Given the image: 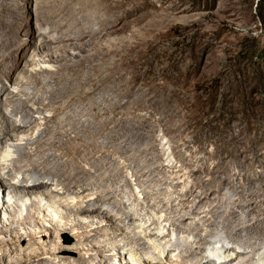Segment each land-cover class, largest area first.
I'll return each instance as SVG.
<instances>
[{"label":"bare ground","instance_id":"1","mask_svg":"<svg viewBox=\"0 0 264 264\" xmlns=\"http://www.w3.org/2000/svg\"><path fill=\"white\" fill-rule=\"evenodd\" d=\"M158 1L3 0L0 3V10L8 13L7 17L0 15V22L4 23L0 37L2 35L6 38L0 43V69L2 70L5 64L9 65L10 69L4 75V79L0 78V248L10 247L13 253L24 248L22 241L33 244L38 237L52 240L56 234L61 233L71 234L80 243H86L88 239H92V243H95L98 240L95 238L100 236L102 229H110L114 225L111 221H106L107 223L102 225L104 220L96 215V213L100 214V204L110 202L107 194L101 193L96 196L88 194L93 185L90 182V184L86 183L88 180L93 181V177L102 181L114 179L113 170V174L110 175L95 173L99 170L97 167L110 164L109 161L106 162V157L121 155L114 147L112 149L100 139L110 129L119 128L116 120L109 121L111 118H107L108 122H104L103 117L108 114H114L117 118L132 116L140 120V123L146 122L153 119L155 112L167 114L172 103L171 98L181 97V89L171 88L167 80L166 51L159 50L160 41L165 35L162 28L167 23L168 10L171 8L167 3L157 5ZM146 7H151L160 13L152 18L148 15L139 16V12ZM27 11L34 14L37 27H32V24L27 26L28 40L21 43L22 26L19 18ZM39 37L42 41L37 45L35 43ZM49 45L55 47L51 48ZM40 63L54 64L55 68L40 67ZM7 65L5 67H8ZM39 75L55 77L52 89L47 88L44 81L39 79ZM14 79L17 91L10 90V84ZM27 79L34 80L33 87L26 88ZM161 79L164 81L161 82ZM128 99L137 100L130 102ZM105 103H109V106ZM102 111L105 112L104 116L100 114ZM144 111L149 115L137 114ZM169 122L165 119L160 124L157 123L158 128L167 136L174 134L177 128L170 126ZM34 123L41 126L39 128L41 131L35 130L36 125L29 132V128ZM92 123L100 124V129L89 131L87 125ZM173 124L176 125L174 122ZM137 130L144 129L137 127ZM156 138H153L154 146L160 144V140ZM149 153L151 156V152ZM262 164L264 165V162ZM191 165L184 162L183 166L170 169L169 173L176 174ZM223 165L224 162L220 161L217 164L219 169L207 171L209 177L211 176L209 181L194 173L196 175L194 183L199 181L201 183L196 189L193 188L192 183V186L181 195L182 202H185L187 196L200 190L199 203L205 206L202 205L199 209H197L198 205L196 208L187 206V212L184 213H181L183 210L178 211L171 206L167 215L161 214L158 219L151 221L147 229L139 225L143 230L144 245L151 244L149 250L140 252L139 248L133 247L126 251L131 258H123L121 264H247L246 255L253 251L258 253L256 264H264V240L262 243H246L240 234L242 228L249 227L244 223H237V219L245 217L244 211L238 214L228 209L231 208L228 207L229 203L226 204L227 209L222 204L225 208L223 209L215 205L218 204V199H212L215 192L224 196L226 182L228 184L233 182L231 175L220 185H216L215 181L220 170L224 169ZM116 169L118 170L119 166ZM164 169L165 166L159 164L146 173L158 170L162 172ZM166 172L168 171H165V174ZM257 181L262 182L264 178H259ZM126 182L129 184L128 181ZM9 191L13 201L3 200ZM254 194L264 196L262 190H257L253 194H243L244 196L240 197L235 205L264 213V202L260 205L258 203L254 205L252 202ZM70 195L76 198L68 199ZM220 199L222 201V197ZM113 204L117 207L122 201L115 200ZM235 207L233 206V209ZM49 209L58 217L55 218ZM23 211H26L25 215L22 214ZM64 211H69L77 217L72 218ZM196 212L201 217L194 221L191 217ZM225 212L233 216V219L224 218ZM135 215L124 213L123 218L135 223L140 218H144L143 213H138L137 217ZM176 215L178 217L173 218ZM215 218L218 222L214 220ZM188 219L192 222H187V227H184L183 224L186 225L184 222ZM164 222L170 228L183 227V230H180L183 232L181 235L186 237L187 242L181 246L179 251L181 257L177 260L173 258L177 254L174 249H169L167 252L156 251L157 247L152 241L157 232L162 234L165 231L163 229L167 228ZM46 223L49 225L43 227L42 224L46 226ZM32 224L36 227L30 228ZM23 225L26 227L22 228ZM222 227L230 230L226 232V236L223 230H220ZM250 227H253V233L249 235L254 236L259 233L264 235V220L255 219ZM232 230L239 235L237 238L231 237ZM169 231L167 235L161 236L165 243L167 237L171 236ZM7 233H11V236L1 237ZM218 233H221L222 239L214 241V236ZM132 234L127 231L129 239L132 238ZM115 236V240L120 237L118 231ZM227 240L234 245L226 247L224 253H219L215 248H218L222 242H225L226 246ZM131 244L119 243L114 247V250H117L116 255H122V248ZM210 246H212L211 252L204 257L203 254L209 251ZM108 248V245L93 248L91 249L93 254L80 252V257L86 260L92 258L97 262L100 260V255ZM230 248L233 250L238 248L239 253L230 257V254L228 255ZM152 249L155 250L154 253ZM51 251L53 252L41 251L20 256L16 262L9 264L41 263L49 255L56 257L61 251L64 253L75 250L72 247L59 245ZM198 252L203 257H198ZM7 259L6 253L1 254L0 264H7ZM63 259L67 261L68 257ZM111 260L103 261L108 263ZM66 261L63 263L67 264ZM69 264L74 263L69 262Z\"/></svg>","mask_w":264,"mask_h":264},{"label":"rangeland","instance_id":"2","mask_svg":"<svg viewBox=\"0 0 264 264\" xmlns=\"http://www.w3.org/2000/svg\"><path fill=\"white\" fill-rule=\"evenodd\" d=\"M2 1L0 0V3ZM160 3H167L171 9L168 10L167 23L162 28L165 35L160 41L159 50L166 51L167 80L171 88L181 89V97L180 100L176 96L172 97V103L167 114L160 113V111L155 112L153 119L146 121L147 123L144 121L140 123V120L138 121L132 116H119L117 118L114 114L104 116L105 112L100 113L104 116V122H108L107 118H111L109 121L116 120L119 127L116 128L117 130L110 129L111 131L109 130L100 139L104 141L105 145L109 144L111 148L114 147L121 155L106 157V162L109 161L108 163L111 165L100 166L101 169L97 167L98 173L94 170L95 174L110 175L114 173V179L102 181L93 177V181L88 180L86 183L90 182L93 185L88 194L93 196L101 193L107 194L110 202L100 204V214L96 213V215L104 220L102 225L106 224V221H111L114 225L110 229H102L100 236L95 238L98 239V242L95 243H92V239H88L86 243H80L71 234L61 233L56 234L52 240L38 237L33 241V244L22 241L21 244L24 248L13 253L10 247H2L0 248V255L3 253L8 255L7 264L16 262L20 256L41 251L53 252L51 250L56 249L59 245L72 247L75 251L64 253L61 251L59 255L57 253L56 257L49 255L43 262H33L32 264H64L63 262L66 260L63 257H68L67 264L69 262L74 264L77 262L80 264H121L123 258H131L126 251L133 247L134 249L139 248L140 252L148 251L151 244L144 245L143 230L139 225L147 229L151 221L158 219L161 214L167 215L168 208L171 206L176 208L175 210H183L181 213L187 212V206L196 208L198 205L197 209L201 208L204 204L199 203L198 191L200 190L187 196L185 202H182L181 195L192 186V183L194 189L201 183L200 181L194 183L196 177L194 173L209 181L211 176L209 177L207 171L219 169L217 164L220 161L224 162V169L220 170L218 179L215 181L216 185H220L226 177L231 175L233 182L230 184L226 182L225 187L230 189L227 190L224 187L225 192L223 191V194L225 197L221 196L220 193H214L212 199L219 200L218 204L215 205L222 208L225 205L226 209L231 207L228 209H232L238 214L244 211L245 217L237 219V223L249 225V227L240 230L243 241L245 240L246 243L263 242L264 235L262 233L255 234L256 237L249 234L252 232L253 227L250 226L254 220H264V213L252 211V208L249 207L237 206L235 203L240 197L242 198L249 193L253 194L257 190H262L264 193V181H257L259 178H264V165L262 164L264 162V130H260L264 128V0H159L157 5ZM31 9L33 10V8ZM158 13L160 12L151 7H146L139 12V16L148 15L152 18ZM0 15L7 17L8 13L0 10ZM19 22L22 26L20 31L21 43H24L28 40L26 36L28 33L27 26L32 24V27H37L34 14L31 11L22 13ZM0 25V32L2 33L4 23L1 21ZM5 39L1 35L0 43ZM41 41L42 38L39 37L35 44L39 45ZM49 46L55 47V45ZM5 66L2 70L0 69L1 79H4V75L10 70L9 65H7L8 67ZM39 66L48 69L55 68L54 64L49 63H40ZM30 69L33 68L30 67ZM39 79L44 81L49 90L52 89L55 81L54 76L39 75ZM13 81L12 85L10 84V90L17 91L15 79ZM163 81L161 79V82ZM25 83L26 88L33 87L34 80L27 79ZM128 100L135 102L137 99ZM105 105L109 106V103H105ZM137 114L149 115L147 111L137 112ZM164 118L168 122L170 121L168 123L170 126L177 127L174 134L167 136L158 128V124L165 120ZM118 119L122 120L119 121ZM92 124L87 125L89 131L93 132L95 129H100V124ZM36 125L37 123H34L29 128V132ZM40 127L37 125L35 130L41 131ZM137 127H142L144 130H137ZM153 136L160 140V144L154 146ZM146 150L148 151L143 153ZM149 152H151V156H149ZM184 162L192 165L176 174L171 175L169 173L170 169L179 168L184 165ZM159 164H163L166 170L146 173ZM118 166L119 169L117 170ZM112 170L115 172L112 173ZM165 171H168L167 174ZM100 178L103 179V177ZM156 181L159 185L155 183ZM10 195L9 191L3 200L11 201L10 199L13 197ZM73 197L76 198L74 195L67 198L74 199ZM220 197H222V201ZM252 198L254 205L257 203L260 205L264 202V196L261 194H254ZM115 200L122 201V204L115 207L113 204ZM233 206L236 207L233 209ZM114 207L115 210H113ZM49 210L52 215H55V218L58 217L51 209ZM64 213H69L72 218L77 217L69 211H64ZM124 213L136 214V217L138 213H143L144 218L136 220L135 223L134 221L131 222L130 219H124ZM22 214L25 215L26 211H23ZM194 214L191 217L194 221L201 217L197 212ZM177 217V215L176 217L173 216V218ZM223 217L233 219V216L231 217L226 212ZM142 219L144 220L141 221ZM191 219L185 221L186 225L183 224V226L187 227V222H192ZM214 220L218 222L216 218ZM163 224L167 227L166 222ZM45 225L42 224L43 227H47L49 224L46 223ZM25 227L22 226V228ZM34 227L36 225H30V228ZM163 230V236L167 235L169 231L171 239L167 237L165 243V240L161 239L162 234L157 232L154 237L156 239H152L157 247L156 251L167 252L169 249H174L177 254L173 258L179 259L181 246L187 242L186 237L181 235L183 232L180 230H183V227L177 229V226L173 228L168 226ZM220 230H223L224 236L227 235V231H230L224 227ZM117 231L120 237L115 240ZM127 231L133 233L132 238L129 239ZM180 235L183 237L181 238ZM231 235L235 238L239 236L235 230H232ZM4 236L10 237L11 233L1 235V237ZM215 236L214 241L219 240V238L222 239L221 233ZM125 242L132 244L122 248V255H116L117 250H114V247ZM232 244L234 245V243ZM232 244L227 240L226 246L225 242H222L220 248L215 249L219 253H224L226 247L232 246ZM105 245H108L109 248L100 255L99 262H94L92 258L86 260L82 257V260L80 257V252L93 254V248L104 247ZM238 248L240 250V247ZM238 248L235 250L230 248L228 255L230 254V257L235 256L236 253H239ZM210 249L212 246H210L209 251L203 254L204 257L208 256L207 254L211 252ZM152 251L155 252L153 249ZM242 251L240 252L242 253ZM197 256L203 257L199 252ZM257 256V252H248L245 258L247 264H256ZM104 259L112 260L107 263L103 261Z\"/></svg>","mask_w":264,"mask_h":264}]
</instances>
